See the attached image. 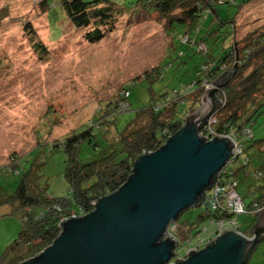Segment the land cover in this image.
I'll list each match as a JSON object with an SVG mask.
<instances>
[{"label": "rangeland", "instance_id": "1", "mask_svg": "<svg viewBox=\"0 0 264 264\" xmlns=\"http://www.w3.org/2000/svg\"><path fill=\"white\" fill-rule=\"evenodd\" d=\"M44 1L0 0V15H5L0 16V194L9 193L17 186L19 161L26 166V160L41 154L45 157L41 180L47 185L46 194L53 198L67 196L69 184L63 175L67 155L63 150L50 152L48 147L73 131L84 130L99 115H107L105 111L112 110L115 104L119 108L113 111L115 128L122 130L134 113L148 106L152 98L169 96L181 84L191 81L194 67L201 62L198 54L191 55L192 50L196 51L195 43L186 50L184 39L179 37L181 30L166 33L155 16L139 6L125 12L114 31L101 41L89 44L83 39L84 28H75L63 14L61 0H49L53 7L48 12ZM121 1L124 6L133 2ZM217 11L223 22L231 20L233 24L210 29L214 18L210 13L191 31L198 41L204 39L207 30L211 31L205 42L216 50L215 57L223 56L230 48L233 26L237 28L235 41L257 27L264 30V0H252L239 11L237 7L225 5L217 6ZM48 13L54 15L55 21ZM27 23L45 46V55L33 48L24 31ZM184 41L192 40L186 36ZM159 67L163 70L161 76L152 73ZM125 89L129 91L124 101L128 110L121 112L125 106L121 98ZM251 123L254 133L264 138V100L251 117ZM247 151L254 164L256 152L251 148ZM85 156L84 152L81 157ZM16 157L19 161L13 162ZM238 191L247 207L253 197L246 195L243 185ZM206 209L204 202L182 213L177 221L189 229L191 242L196 241L198 228L207 224V220L198 219ZM251 218L247 214L237 217L240 232L251 226ZM19 229L14 206H0V255L16 238ZM176 238L178 257H185L193 243H187L183 237ZM247 264H264V241Z\"/></svg>", "mask_w": 264, "mask_h": 264}, {"label": "trees", "instance_id": "2", "mask_svg": "<svg viewBox=\"0 0 264 264\" xmlns=\"http://www.w3.org/2000/svg\"><path fill=\"white\" fill-rule=\"evenodd\" d=\"M120 1L61 0V5L70 24L78 29L84 28L83 39L89 44L101 41L114 31L125 12L139 6L154 15L155 21L164 26L166 33L181 30L183 35L180 38L187 35L192 41L186 42V50L191 48V43H195L197 48L196 51L192 50L191 55L198 54L201 62L194 67L191 81L181 84L169 96L161 95L158 100L152 98L148 106L134 113L122 130L115 128L113 111L119 109L115 104L112 110L105 111L107 115H99L84 130L73 131L64 139L51 144L48 151L63 150L67 155L63 173L69 184L67 196L53 198L46 194L47 185L41 180L44 155L26 160V166L21 165L18 157L14 158V162L19 161L16 175L19 181L14 190L0 194V206H14L20 229L16 238L0 255V264H19L34 257L58 236L62 221L91 212L94 203L116 191L129 176L134 161L142 154L154 152L174 135L182 127L184 118L200 107L206 87L212 88L215 83L220 87L214 96L221 105L215 111L210 125L203 128L202 138L214 136L218 139V136L232 132L241 146L245 160L239 158L231 161L228 165L233 164L234 167L226 165L223 169L225 173L216 178L219 185L236 181V192L243 203L244 196L238 191L240 185L245 187L247 196L253 197L247 207L244 204L246 214L252 217L251 226L242 233L238 225L240 233L246 235V232H250L255 213L264 206V164L253 165L251 156L247 154V150L255 144L264 143V138L255 140L251 128V117L264 100V30L257 27L241 40L235 41L234 32L237 28L233 26L230 48L224 51L223 56L218 54L217 57L214 54L216 50L210 49L205 42L211 31L207 30L204 39L199 41L193 39L194 35L191 34L210 13L214 15L210 29L217 26L219 29L226 23L233 24L231 20L223 22L220 19L217 6H234L239 11L252 0H132L127 6L122 1L117 3ZM43 6L47 12L53 7L49 0H45ZM48 17L55 21L54 15L48 13ZM24 31L29 35L33 48L45 55L47 50L29 23L24 25ZM161 72L163 70L159 67L152 73L161 76ZM124 92L128 95L121 97L123 102L129 97V91L125 89ZM124 104L121 112L128 110L127 103ZM244 129L249 130L250 134L242 135ZM84 152L86 156L83 158L81 155ZM204 202L207 209L198 219L207 220V224L199 227L197 234L210 231L211 228L213 230L214 224L220 220L233 218L226 211L212 209L205 194L200 204ZM176 236L187 241L191 239L189 229L180 224Z\"/></svg>", "mask_w": 264, "mask_h": 264}, {"label": "water", "instance_id": "3", "mask_svg": "<svg viewBox=\"0 0 264 264\" xmlns=\"http://www.w3.org/2000/svg\"><path fill=\"white\" fill-rule=\"evenodd\" d=\"M235 71V68L234 70ZM208 88L200 107L152 153L139 156L125 182L100 198L91 212L59 224V234L43 251L19 264H169L176 239L168 235L182 213L198 207L205 191L232 156L226 138L206 140L201 131L220 101ZM264 241V209L246 236L227 231L199 251L189 249L173 264H247Z\"/></svg>", "mask_w": 264, "mask_h": 264}, {"label": "built area", "instance_id": "4", "mask_svg": "<svg viewBox=\"0 0 264 264\" xmlns=\"http://www.w3.org/2000/svg\"><path fill=\"white\" fill-rule=\"evenodd\" d=\"M187 36V35H186ZM186 36H182V39L185 40ZM188 37V36H187ZM183 42H187L184 41ZM199 45H201V43H199ZM202 47V46H201ZM211 88V86L206 87ZM128 93L124 92V96H127ZM213 117V116H212ZM212 117L209 119V122L207 125H210L211 119ZM207 127V126H206ZM201 133V138L204 137L203 136V131L200 132ZM250 131L247 129L242 130V135H249ZM214 138V136H212V138L210 137L208 139V137H206V140H212ZM218 138H226L228 139L231 144H232V156L230 158V160L227 162L226 165H228V163H230L231 161L237 160V159H244V155L241 149V146L237 143L236 139L234 138V134H227V135H220L218 136ZM14 162V161H13ZM225 165V166H226ZM225 166L221 169V171L217 174L216 178L218 179V177L220 176V174H224L225 171L223 170L225 168ZM3 170V169H1ZM215 178V181L213 183V185L204 192L205 196L209 198V201L211 202L210 204L212 205V209H219L222 212L226 211L228 213H230L233 218L230 220H220L219 222H216L214 224V229L210 231H203V233H198L196 235V241L195 242H191L192 238L189 239L187 241V243L190 242L193 243L192 244V248L195 251H198L199 249L207 246L209 243L214 241L215 237L221 236L222 234H224L227 231H238V224H237V217L239 215L242 214H246V210H245V206L244 203L242 201V199L240 198V196L238 195V193L236 192V187H237V182L236 181H229L227 182L225 185H219L218 183H216L217 179ZM95 205V203H94ZM264 209V206H262L261 208H259L257 210L260 211ZM79 216H82L79 215ZM178 230V224H171L168 228V235H172L173 237H175L176 241H177V245H179V240L176 238V232ZM176 252V259L172 260L169 264H173L176 260H183L185 259V257H178V253ZM187 252V251H186Z\"/></svg>", "mask_w": 264, "mask_h": 264}, {"label": "crops", "instance_id": "5", "mask_svg": "<svg viewBox=\"0 0 264 264\" xmlns=\"http://www.w3.org/2000/svg\"><path fill=\"white\" fill-rule=\"evenodd\" d=\"M205 19H207V17L205 18ZM200 24V23H199ZM206 32V31H205ZM193 37V36H192ZM197 36H194L193 38L195 39V40H197V38H196ZM254 132V131H253ZM254 135H256V137H255V139H261L262 138V136L261 135H259V134H256V133H253ZM252 149H254V151L256 152H254L256 155H254V164L253 165H263L264 164V159L262 158V153L264 152V143H261V144H255L254 146H253V148ZM4 208V207H3ZM8 211L9 210H7L6 211V213H8Z\"/></svg>", "mask_w": 264, "mask_h": 264}, {"label": "bare ground", "instance_id": "6", "mask_svg": "<svg viewBox=\"0 0 264 264\" xmlns=\"http://www.w3.org/2000/svg\"><path fill=\"white\" fill-rule=\"evenodd\" d=\"M205 247H206V246H205ZM203 248H204V247H203ZM203 248H201V249H203ZM201 249H199V250H201ZM199 250H198V251H199Z\"/></svg>", "mask_w": 264, "mask_h": 264}, {"label": "clouds", "instance_id": "7", "mask_svg": "<svg viewBox=\"0 0 264 264\" xmlns=\"http://www.w3.org/2000/svg\"><path fill=\"white\" fill-rule=\"evenodd\" d=\"M175 238V237H174Z\"/></svg>", "mask_w": 264, "mask_h": 264}]
</instances>
